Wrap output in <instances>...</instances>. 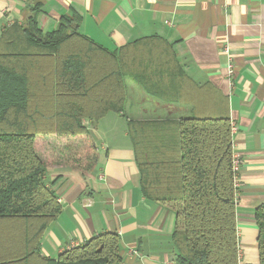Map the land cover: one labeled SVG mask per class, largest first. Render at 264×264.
I'll return each instance as SVG.
<instances>
[{"label":"trees","instance_id":"1","mask_svg":"<svg viewBox=\"0 0 264 264\" xmlns=\"http://www.w3.org/2000/svg\"><path fill=\"white\" fill-rule=\"evenodd\" d=\"M38 5L0 35V236L21 243L0 244V264H120V237L112 231L55 258L40 256V235L61 211L50 188L55 179L45 177L47 165L94 167L98 155L85 121L123 112L125 77L148 95L163 96L154 75L124 68L120 52L81 34L77 15H63L55 28L41 30ZM127 131L141 194L174 213L176 264H239L238 174L228 115L130 121ZM254 220L257 264H264V202Z\"/></svg>","mask_w":264,"mask_h":264},{"label":"crops","instance_id":"2","mask_svg":"<svg viewBox=\"0 0 264 264\" xmlns=\"http://www.w3.org/2000/svg\"><path fill=\"white\" fill-rule=\"evenodd\" d=\"M36 3L41 30L55 28L63 15H77L81 34L120 52L124 68L154 75L163 96L148 95L125 77L123 112L85 121L96 141L94 167L47 165L45 177L55 179L50 188L61 211L40 235V256L55 258L112 231L120 237V264H176L174 213L141 194L128 123L226 113L236 126L233 153L242 159L236 198L239 264H257L254 210L264 202V0H0V35L20 24ZM223 44L234 63L232 86ZM5 241L21 244L3 234L0 244Z\"/></svg>","mask_w":264,"mask_h":264},{"label":"built area","instance_id":"3","mask_svg":"<svg viewBox=\"0 0 264 264\" xmlns=\"http://www.w3.org/2000/svg\"><path fill=\"white\" fill-rule=\"evenodd\" d=\"M221 51L226 57V62H225V69H226V77L228 79L229 85H233V78H234V63L232 60V55L230 53V49L227 44H223L221 47ZM236 129V126L233 122H230V130L231 133H233ZM232 168L235 174H238L240 167L242 165V159L238 154L233 153L232 157ZM135 252V251H134Z\"/></svg>","mask_w":264,"mask_h":264},{"label":"rangeland","instance_id":"4","mask_svg":"<svg viewBox=\"0 0 264 264\" xmlns=\"http://www.w3.org/2000/svg\"><path fill=\"white\" fill-rule=\"evenodd\" d=\"M94 142H96V141L94 140ZM49 165H52V164H49Z\"/></svg>","mask_w":264,"mask_h":264}]
</instances>
